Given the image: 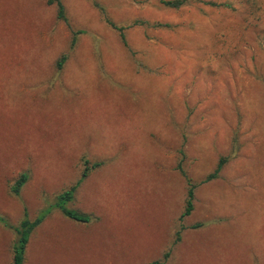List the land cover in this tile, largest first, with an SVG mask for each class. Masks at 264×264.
I'll list each match as a JSON object with an SVG mask.
<instances>
[{
    "label": "rangeland",
    "instance_id": "374dc122",
    "mask_svg": "<svg viewBox=\"0 0 264 264\" xmlns=\"http://www.w3.org/2000/svg\"><path fill=\"white\" fill-rule=\"evenodd\" d=\"M59 1L0 0V217L76 185L90 220L51 208L23 264H264V0Z\"/></svg>",
    "mask_w": 264,
    "mask_h": 264
},
{
    "label": "trees",
    "instance_id": "16d2710c",
    "mask_svg": "<svg viewBox=\"0 0 264 264\" xmlns=\"http://www.w3.org/2000/svg\"><path fill=\"white\" fill-rule=\"evenodd\" d=\"M161 2L166 6L178 8L185 3V0H162ZM48 3L56 4L58 8V17L64 19L63 7L60 1L48 0ZM222 161L218 163L215 172L209 175L207 179H211L214 177V175L219 171ZM86 170L87 169H85V171L82 173L78 183L85 177ZM26 177L27 175L23 173L15 180L14 185L11 189L13 193L17 194L19 192V189L25 182ZM188 186L189 188L187 190L186 206L182 216L189 214V212L192 210L193 185L189 183ZM75 187L76 185L71 186L69 189L57 195L54 204L51 207L42 210L34 219H30L28 217L27 212H25L21 220L17 223V225H10L6 220L0 217V222H2L6 227L10 228L14 232L15 236L11 244V264L24 263L25 252L29 238L35 228L41 224V222L45 218V215L49 212L51 208H57L64 216L77 222L87 223L90 220V217L88 215L83 214L77 210L70 209L67 206V203L72 200ZM148 264H163V262L159 260H154L149 262Z\"/></svg>",
    "mask_w": 264,
    "mask_h": 264
}]
</instances>
